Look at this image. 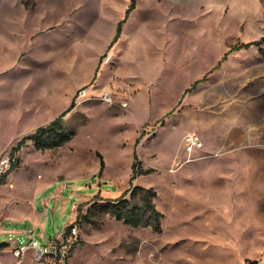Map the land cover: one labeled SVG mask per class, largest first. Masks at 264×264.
<instances>
[{
    "label": "rangeland",
    "instance_id": "obj_1",
    "mask_svg": "<svg viewBox=\"0 0 264 264\" xmlns=\"http://www.w3.org/2000/svg\"><path fill=\"white\" fill-rule=\"evenodd\" d=\"M132 2L0 0V259L76 222L72 264H264V51L230 49L264 34V0ZM73 99L68 141L13 152ZM133 184L161 232L105 210Z\"/></svg>",
    "mask_w": 264,
    "mask_h": 264
},
{
    "label": "trees",
    "instance_id": "obj_2",
    "mask_svg": "<svg viewBox=\"0 0 264 264\" xmlns=\"http://www.w3.org/2000/svg\"><path fill=\"white\" fill-rule=\"evenodd\" d=\"M135 1L136 0H133L132 4L127 9V12L131 11V9L135 6ZM122 23L123 21L119 22L115 38H117L121 34ZM263 44L264 34L258 39L246 42L242 41L240 43L234 44L230 49L236 50L252 46H259L260 50L264 51ZM230 49L226 51L225 55L223 56L224 58L229 53ZM199 80L200 79H198L196 83L199 82ZM193 87L195 86H191L189 89H192ZM75 104L76 102L73 99L71 104L62 114L52 119L48 124L40 125L35 131L23 135L19 139L17 144L13 146V152L20 149L27 143L28 140H32L35 147L38 149L55 148L68 141L72 137L73 131L65 126L63 118L65 113L71 110L75 106ZM100 159L101 174L105 168V159L102 154H100ZM132 168V178H134L138 174L149 173L153 169L144 168L142 166L141 160L137 158L134 160ZM5 178L6 176L0 178V182H2ZM129 190V196H126L125 192L124 194L114 199H108L106 202L105 210L110 211L116 217V219L123 220L125 223L131 224L133 226H151L154 231L161 232L163 228V212L157 207L155 202L157 190L152 186L147 187L140 184H133V186ZM71 225L72 224H69L67 228Z\"/></svg>",
    "mask_w": 264,
    "mask_h": 264
},
{
    "label": "built area",
    "instance_id": "obj_3",
    "mask_svg": "<svg viewBox=\"0 0 264 264\" xmlns=\"http://www.w3.org/2000/svg\"><path fill=\"white\" fill-rule=\"evenodd\" d=\"M102 99L111 101V93L105 92ZM188 140L189 151L203 145V141L194 132L188 135ZM16 162L17 156L14 154L1 156L0 178L7 176ZM78 240L79 227L75 222L53 241L41 243L39 238L32 237L27 244L14 247L11 252L14 261L9 264H72L73 249ZM0 264L8 263L0 259Z\"/></svg>",
    "mask_w": 264,
    "mask_h": 264
},
{
    "label": "water",
    "instance_id": "obj_4",
    "mask_svg": "<svg viewBox=\"0 0 264 264\" xmlns=\"http://www.w3.org/2000/svg\"><path fill=\"white\" fill-rule=\"evenodd\" d=\"M5 244H7L6 240L0 241V247L4 246Z\"/></svg>",
    "mask_w": 264,
    "mask_h": 264
},
{
    "label": "crops",
    "instance_id": "obj_5",
    "mask_svg": "<svg viewBox=\"0 0 264 264\" xmlns=\"http://www.w3.org/2000/svg\"><path fill=\"white\" fill-rule=\"evenodd\" d=\"M9 175V174H8ZM27 216H29V214L27 215ZM32 218H34V216H32ZM38 238V237H37ZM8 243V242H7Z\"/></svg>",
    "mask_w": 264,
    "mask_h": 264
}]
</instances>
